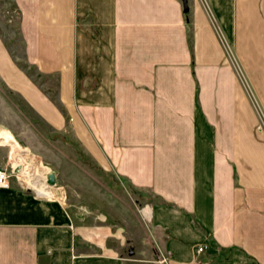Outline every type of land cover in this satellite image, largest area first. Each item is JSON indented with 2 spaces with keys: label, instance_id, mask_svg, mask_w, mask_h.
Segmentation results:
<instances>
[{
  "label": "crops",
  "instance_id": "1",
  "mask_svg": "<svg viewBox=\"0 0 264 264\" xmlns=\"http://www.w3.org/2000/svg\"><path fill=\"white\" fill-rule=\"evenodd\" d=\"M12 1L0 81L150 212L135 232L10 179L0 264H264V0Z\"/></svg>",
  "mask_w": 264,
  "mask_h": 264
},
{
  "label": "rangeland",
  "instance_id": "2",
  "mask_svg": "<svg viewBox=\"0 0 264 264\" xmlns=\"http://www.w3.org/2000/svg\"><path fill=\"white\" fill-rule=\"evenodd\" d=\"M18 22L19 11L15 8L13 1L0 0V40L2 39L8 47L20 55L23 47L19 37ZM259 50L256 49L254 52L259 53L263 61L262 78L260 85H255V88L258 93L263 94L264 49ZM249 61L252 63L250 66L252 76V72L257 66L251 59ZM252 97L255 98L253 93ZM0 124L13 132L16 136L13 137L15 140L17 138L24 142L26 148L23 147L25 145L18 144L26 151L27 155L25 156L31 162L41 163V167L36 164H27L28 167L25 168L22 157L14 150L15 157H11L12 159L4 164V167L10 172L11 180L19 181V175L22 180L20 182L28 186L27 180L24 178L31 171L33 174H40L41 179H45L46 184L49 185L47 175L51 172L55 173L56 185L50 186H53L57 191H62L61 198L57 199L64 204H68L77 211L79 209H86L89 212L102 210L108 214H115L122 217L124 225L129 223L127 226H133L135 232H140L142 231L141 225L131 222L133 218L135 219L133 212L136 211L147 226L143 213L150 212V207L145 203V199L138 200L137 196L131 193L127 182L120 181L116 176L100 170L97 161L93 160V157L87 152L84 156L77 149L75 142L62 139L66 143L64 144L61 140L56 141L54 139L56 136L52 135L49 126L36 116L17 93L5 87L1 81ZM259 128L264 129V121L260 122ZM40 170L46 172L41 173Z\"/></svg>",
  "mask_w": 264,
  "mask_h": 264
},
{
  "label": "bare ground",
  "instance_id": "3",
  "mask_svg": "<svg viewBox=\"0 0 264 264\" xmlns=\"http://www.w3.org/2000/svg\"><path fill=\"white\" fill-rule=\"evenodd\" d=\"M17 154L20 155L22 157V160L24 161V164L23 166H25V168H27V164H36L34 163L33 161L31 162L30 159L28 157L25 156L26 154V151L23 149V148H18L17 150ZM37 166H40L41 167V163H38L36 164ZM22 166V168H23ZM46 168V167H45ZM19 170H20V167H19ZM23 170H26V169H23ZM41 173L44 172L45 170H40ZM39 171V172H40ZM25 172V171H24ZM23 172V173H24ZM38 172V173H39ZM46 172V171H45ZM27 176V177H26ZM24 179H26L25 181L28 183V186H32L34 187L35 189H37L38 192H40L41 194L43 195H46V196H50V197H57V190L53 187V186H50V185H47L46 182H45V179H41L42 177L40 176V174H33L31 171L30 173H28V175H26ZM43 176V175H42ZM18 179L22 182V180L19 178V175H18ZM61 193V192H60Z\"/></svg>",
  "mask_w": 264,
  "mask_h": 264
},
{
  "label": "built area",
  "instance_id": "4",
  "mask_svg": "<svg viewBox=\"0 0 264 264\" xmlns=\"http://www.w3.org/2000/svg\"><path fill=\"white\" fill-rule=\"evenodd\" d=\"M10 177L11 175L8 169L4 166H0V187H8L10 184ZM202 251H204V246H198L197 252L200 253Z\"/></svg>",
  "mask_w": 264,
  "mask_h": 264
},
{
  "label": "water",
  "instance_id": "5",
  "mask_svg": "<svg viewBox=\"0 0 264 264\" xmlns=\"http://www.w3.org/2000/svg\"><path fill=\"white\" fill-rule=\"evenodd\" d=\"M184 6L186 7L187 6V3L184 2ZM187 8V7H186ZM47 182L49 185H56V174L55 173H49L47 175Z\"/></svg>",
  "mask_w": 264,
  "mask_h": 264
}]
</instances>
